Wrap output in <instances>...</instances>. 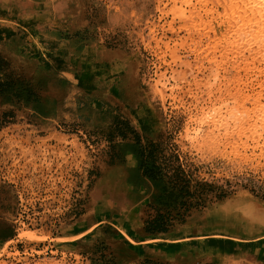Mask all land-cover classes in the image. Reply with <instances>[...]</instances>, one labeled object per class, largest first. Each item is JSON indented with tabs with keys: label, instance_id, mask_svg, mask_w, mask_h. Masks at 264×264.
<instances>
[{
	"label": "rangeland",
	"instance_id": "rangeland-1",
	"mask_svg": "<svg viewBox=\"0 0 264 264\" xmlns=\"http://www.w3.org/2000/svg\"><path fill=\"white\" fill-rule=\"evenodd\" d=\"M263 6L0 0V264H264Z\"/></svg>",
	"mask_w": 264,
	"mask_h": 264
},
{
	"label": "trees",
	"instance_id": "trees-1",
	"mask_svg": "<svg viewBox=\"0 0 264 264\" xmlns=\"http://www.w3.org/2000/svg\"><path fill=\"white\" fill-rule=\"evenodd\" d=\"M146 156L143 153V164L142 168H145ZM154 173L152 170H148L147 174ZM190 195L189 192H186ZM169 226H171V220L166 215H159L155 220L147 223V230L153 234L155 233H166L169 231Z\"/></svg>",
	"mask_w": 264,
	"mask_h": 264
},
{
	"label": "bare ground",
	"instance_id": "bare-ground-1",
	"mask_svg": "<svg viewBox=\"0 0 264 264\" xmlns=\"http://www.w3.org/2000/svg\"><path fill=\"white\" fill-rule=\"evenodd\" d=\"M262 10H264V6H263V9Z\"/></svg>",
	"mask_w": 264,
	"mask_h": 264
}]
</instances>
